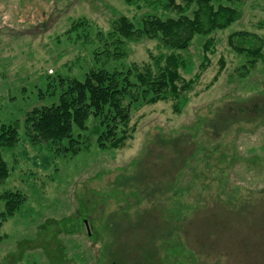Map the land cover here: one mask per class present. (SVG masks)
<instances>
[{
    "label": "rangeland",
    "instance_id": "obj_1",
    "mask_svg": "<svg viewBox=\"0 0 264 264\" xmlns=\"http://www.w3.org/2000/svg\"><path fill=\"white\" fill-rule=\"evenodd\" d=\"M129 1L0 0V123L57 102L60 77L153 67L167 51L154 39L96 61L97 33L120 15L175 16ZM223 3L239 19L180 51L193 63L180 112L170 99L134 104V131L115 149L96 145L92 117L77 154L30 143L22 126L17 143L0 147V264H264V59L239 76L245 55L227 43L240 30L264 39V0ZM78 19L87 23L73 29ZM7 192L24 201L1 220Z\"/></svg>",
    "mask_w": 264,
    "mask_h": 264
},
{
    "label": "trees",
    "instance_id": "obj_2",
    "mask_svg": "<svg viewBox=\"0 0 264 264\" xmlns=\"http://www.w3.org/2000/svg\"><path fill=\"white\" fill-rule=\"evenodd\" d=\"M143 1L153 10L161 8L174 12L175 16L145 12L133 20L120 15L112 21L105 35L100 31L97 33L101 45L94 55L96 61L117 59L124 56L122 49L126 41L154 39L167 51L153 57V67L134 64L127 69L108 70L101 66L86 71L82 79L60 77L57 102L32 108L25 113L21 123L17 120L0 123V147L17 143L20 139L18 129L22 126L30 143L55 147L63 154H77L89 146L88 141L81 140L80 131L86 129V123L92 117L96 122L92 130L96 145L115 149L123 147L134 131L129 127L134 104L170 99L173 100V111H181L188 101L186 91L191 86L183 74L192 71L193 63L181 56L180 51L186 50L196 35H207L228 27L239 19L241 12L223 3L224 0ZM86 23V20L78 19L72 28ZM227 43L232 50L245 55L246 61L239 68V76L249 73L258 61L264 59V39L254 33L234 31L228 35ZM211 44L212 39H207L203 50L212 51ZM203 63L208 65L207 57L203 58ZM7 176L8 167L0 151V183ZM2 197L6 202L1 220L11 216L24 201L18 192H7ZM2 237L0 234V240Z\"/></svg>",
    "mask_w": 264,
    "mask_h": 264
}]
</instances>
